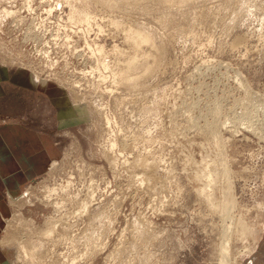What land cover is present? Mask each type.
I'll return each mask as SVG.
<instances>
[{
	"label": "rangeland",
	"instance_id": "374dc122",
	"mask_svg": "<svg viewBox=\"0 0 264 264\" xmlns=\"http://www.w3.org/2000/svg\"><path fill=\"white\" fill-rule=\"evenodd\" d=\"M75 2L0 0V264H264V0Z\"/></svg>",
	"mask_w": 264,
	"mask_h": 264
},
{
	"label": "bare ground",
	"instance_id": "6f19581e",
	"mask_svg": "<svg viewBox=\"0 0 264 264\" xmlns=\"http://www.w3.org/2000/svg\"><path fill=\"white\" fill-rule=\"evenodd\" d=\"M76 0H66V2L70 5V7H71V10H70V13H69V18L70 19H77V21L79 20V21H85L87 24H89L90 23V21H91V15H90V12L88 11V9H87V7L85 6V7H80L76 2H75ZM56 2V1H55ZM49 3V2H48ZM83 6V5H82ZM50 8L51 9H53V7H51L50 6ZM50 8H49V10H50ZM6 9V8H5ZM4 9V10H5ZM16 9H17V7H16ZM48 9V8H47ZM48 10V11H49ZM13 13V12H15L14 10L13 11H11V10H7L6 9V11H5V14H7V13ZM49 12H51V11H49ZM10 15V14H9ZM77 15H79V16H77ZM43 21V20H42ZM78 21V22H79ZM81 23V22H80ZM91 25V24H90ZM86 30V29H85ZM134 37H135V41H137L138 42V40H141V42H142V38L140 37V34L139 33H135V35H134ZM144 39H145V37H143ZM147 39V38H146ZM134 41V40H133ZM134 43H136V42H134ZM138 44V43H137ZM139 45V44H138ZM133 47V46H132ZM98 51L99 52H102V48L100 47V46H98ZM135 51H136V49H135ZM45 53V52H44ZM134 53H137V52H134ZM49 56V55H48ZM137 59V58H136ZM133 61H135V60H133ZM102 64L103 65H105V66H107L106 64H105V62L104 61H102ZM124 75H125V77L127 76L126 75V73H123ZM135 77V76H134ZM31 81L33 82V83H35V84H37V83H40L41 85H44V83H45V80L43 79V78H41V76H38L37 74H32V78H31ZM254 95V94H253ZM252 107V106H251ZM79 109V108H78ZM256 109V108H255ZM76 110H77V108H76ZM73 113H74V108L71 110H69V111H67L66 113H61V118H64V117H74V115H73ZM108 119V118H107ZM108 122H109V120H108ZM216 124V123H215ZM228 128V127H227ZM218 141V140H217ZM115 143L116 142H112V147H113V145H115ZM205 153V152H204ZM119 154H121V153H119ZM205 157V156H204ZM214 160V159H213ZM211 162V161H210ZM143 163H145V162H143ZM141 164V163H140ZM209 164L210 163H208L207 161L205 162V163H203V166L200 168V170H199V172H197L198 173V177L199 178H202L203 176H205L206 177V182H205V184L203 183V185H201L198 189H199V192L201 193V195H203L204 196V198L207 200V201H209V202H213V199H214V195H213V190L211 191V186H212V183H213V181L216 179V178H214L215 177V175L217 174V172H216V170H214V169H211V168H209L208 166H209ZM143 165V164H142ZM145 165V164H144ZM158 165V164H157ZM149 166V165H148ZM153 166V165H152ZM152 166L150 165V167L152 168ZM155 168V167H154ZM155 172V171H154ZM196 172V171H195ZM148 176H150V175H148ZM196 176V175H195ZM201 181V180H200ZM67 182V181H66ZM70 182V181H69ZM214 183H215V181H214ZM230 183V182H229ZM66 185H68V184H66ZM214 185V184H213ZM229 185V184H228ZM231 187V185L229 186V188ZM228 188V189H229ZM61 189V188H60ZM196 189V188H195ZM213 189V188H212ZM54 190V188H50L49 189V192L48 193H50L51 191H53ZM62 190V189H61ZM55 191V190H54ZM64 191V190H63ZM229 191H230V189H229ZM228 191V192H229ZM230 194V193H229ZM51 195V194H50ZM231 195V194H230ZM49 196V195H48ZM53 196V195H52ZM230 198V197H229ZM215 200V199H214ZM212 204V203H211ZM84 208H88L89 206H90V202H89V199H86L85 201H84ZM84 210V209H83ZM55 225L56 224H54V227H55ZM226 225V224H225ZM227 226L229 227V224H227ZM244 226V225H243ZM226 227V226H225ZM228 227L227 228H225V232L223 233L224 234V236H225V240H224V243H223V245H222V259H221V264H231V262H229L228 260H227V258H228V256H229V252H230V250H229V248H230V239H229V235L227 234L228 232ZM243 228H247V227H243ZM50 229H48V234L50 233ZM230 233V232H229ZM243 233V232H242ZM30 252V251H29ZM4 264H8V263H4Z\"/></svg>",
	"mask_w": 264,
	"mask_h": 264
}]
</instances>
